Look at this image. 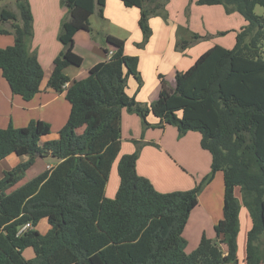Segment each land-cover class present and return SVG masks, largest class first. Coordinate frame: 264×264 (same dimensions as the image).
Instances as JSON below:
<instances>
[{
  "label": "trees",
  "instance_id": "1",
  "mask_svg": "<svg viewBox=\"0 0 264 264\" xmlns=\"http://www.w3.org/2000/svg\"><path fill=\"white\" fill-rule=\"evenodd\" d=\"M119 1L139 10L142 39L135 45L142 48L152 33L149 18L168 19L166 0ZM95 3L102 18L104 0H61L65 14L57 38L62 48L47 85L64 90L70 108L57 138L40 144L51 130L35 119L24 127L0 128V160L28 156L0 178V264H237L241 205L250 218L244 261L259 264L264 237V18L254 9L264 8V0H195L239 13L245 25L236 32L233 47L214 44L188 69L175 73L173 86L159 75L162 86L148 105L127 93L130 77L142 85L138 57L125 54L123 40L111 35L103 48L107 54L112 49L109 57L65 86V68L79 67L83 60L73 50V36L91 31ZM16 9L0 8V25L10 23L11 29L0 27V34L13 35V43L0 48V71L11 93L29 101L40 91L43 69L29 49L33 27L28 1L16 0ZM199 38L189 32L175 48L183 50ZM123 110L137 114L144 127L172 125L179 136L198 132L201 148L211 156L209 173L190 189H155L136 171L138 151L120 155ZM149 113L158 123L147 122ZM38 156L59 161L21 183ZM117 158L118 185L108 198L105 188ZM217 171L223 176V218L213 226L214 239L202 234L186 253L184 227L199 191ZM42 219L48 225L44 233L35 228ZM25 223L32 228L18 234ZM27 248L33 252L30 258L23 254Z\"/></svg>",
  "mask_w": 264,
  "mask_h": 264
},
{
  "label": "crops",
  "instance_id": "2",
  "mask_svg": "<svg viewBox=\"0 0 264 264\" xmlns=\"http://www.w3.org/2000/svg\"><path fill=\"white\" fill-rule=\"evenodd\" d=\"M27 1L32 14L33 27L29 49L37 56L43 69V79L39 93L31 100L23 101L19 96L11 93L9 85L0 71V128H5L10 124L15 128L24 127L31 119H35L48 123L51 130L49 134L53 133L52 138L55 139L58 130L67 120L70 108L64 97V90L55 91L47 85L53 68V60L58 54L57 49L60 50L57 33L65 9L61 0ZM165 8L168 19L165 21L159 16L150 17L151 36L147 43L139 48L135 45L142 39V33L138 27L139 10L135 7H125L119 0H104L103 17L100 18L95 3L93 14L105 26L111 27L115 24L116 29L121 31V33H113L109 31V28H106L107 31L102 32V38L111 35L123 40L124 53L138 57L137 69L142 79V85L138 87L136 80L130 77L127 82V93L144 105H148L157 98L162 86L159 75H163L165 82L173 86L175 73L188 69L201 53L214 44L225 48L233 47L236 32L245 25V21L239 13H228L222 5H197L195 0H166ZM13 12L16 13L17 9L15 8ZM3 25L4 29L11 30L10 23ZM179 26L183 28L180 33L178 32ZM90 28L92 31L91 24ZM189 32L196 33L201 38L191 41L187 48L177 50L175 48L177 39L187 38ZM92 37V33L85 31L74 34L73 50L83 60L79 67L68 66L65 68L64 72L69 77L66 87L71 81L85 77L94 64L106 60L112 52V49H109V54L103 51V48L106 47L103 45L104 38L103 41L101 38L96 42ZM12 43L13 35L11 33L0 34V48ZM81 52L87 54L88 59ZM146 120L151 125L158 123V119L150 113ZM82 129L83 127H80L76 131L79 133ZM48 135L42 137L40 144L48 140ZM120 150L123 154L138 151L135 166L137 173L148 178L155 189L160 192L190 189L210 171L211 156L208 151L201 148L198 132L189 131L179 137L176 127L172 125H164L162 128L144 127L137 114L129 113L126 110H123L121 115ZM49 158L51 157H36L34 163L26 170L21 183L42 172L46 164L43 160ZM27 159V155L15 156L11 154L0 160V178L4 171L12 169ZM54 160L55 164L59 161ZM54 163L52 167L55 165ZM116 188V180L111 188L106 185L105 196L112 198ZM235 195L239 196L238 190L235 191ZM222 199L223 176L221 171H217L199 191L198 204L192 210H201L211 233L214 231V224L223 218ZM199 236L194 244L195 247L202 235ZM184 238L186 239L185 236ZM186 245L188 246L187 240ZM222 247L225 249L224 245ZM259 248V264H264V246H259ZM23 254L26 258H30L33 252L27 248ZM236 256L237 264H245V246H237Z\"/></svg>",
  "mask_w": 264,
  "mask_h": 264
},
{
  "label": "rangeland",
  "instance_id": "3",
  "mask_svg": "<svg viewBox=\"0 0 264 264\" xmlns=\"http://www.w3.org/2000/svg\"><path fill=\"white\" fill-rule=\"evenodd\" d=\"M0 8H6L10 11H12V10L14 11L16 8V0H0ZM185 9H186V7H185ZM254 12H255V14L262 16L264 18V8H262L260 6H256L254 9ZM63 14H65V13H63ZM89 21H90V24L93 28V30L90 31V33L93 34L92 39L96 42L101 40L102 32L104 30L107 31L106 28H109L110 29L109 31H111L113 33H121L120 30L116 29L115 24L111 25V27L105 26V24L102 23L95 14L90 16ZM0 27L3 28L4 25L1 24ZM57 35H58V33H57ZM103 38H102V41H103ZM104 40H105V38H104ZM57 42H58V44L60 46V50H61L62 45L59 42L58 38H57ZM103 45H106L105 41H104ZM60 50H59V48L57 49L58 54L60 53L59 52ZM81 54L86 59H88L87 54H85L84 52H81ZM53 136H54L53 133L51 135L49 134L47 136L48 137L47 139L51 140V139H53L52 138ZM179 137H181V136H179ZM129 143H131V142H129ZM134 148L136 150L135 145H134ZM121 154H123V153L120 152V155ZM54 161L55 160L52 158H49L48 160H45V161L43 160V162L46 163L45 164L46 166L44 165L43 170L47 169V165L52 166ZM117 161H118V158L116 159V161L113 164L112 171H110L112 174L109 173L110 177L108 178V184H107V186H109V188H111V186L113 185L115 180H116V187H117V183H118V177H117V173H116ZM114 177H115V179H114ZM113 179H114V181H113ZM238 223H239V225H238L237 246L238 245L239 246H245L246 245V235H247V232L250 228V218L248 215L247 208L244 205H241V207H240V211H239V215H238ZM35 228L40 233H44L48 228L47 221L45 219L40 220L37 223ZM204 230H206V233H204ZM202 234H205L206 237L211 238V239L215 238V233H214V231H212V233H211L207 221L205 220V218L201 214V210L195 209L194 211L191 212V215L189 216V220H188L187 225H186V230H185V233L183 235V237L185 236L186 240L188 241V246L186 245V248H185L186 253H189L190 251H192V249H194V247H195L194 244L197 242V236L200 237L199 235H202ZM261 239L262 240H261L260 246H264L263 237Z\"/></svg>",
  "mask_w": 264,
  "mask_h": 264
},
{
  "label": "built area",
  "instance_id": "4",
  "mask_svg": "<svg viewBox=\"0 0 264 264\" xmlns=\"http://www.w3.org/2000/svg\"><path fill=\"white\" fill-rule=\"evenodd\" d=\"M112 52H110V54H111ZM50 168H52V166L51 165H47V169H50ZM32 228V225L30 224V223H25L24 225H22L19 229H18V234H21V233H23V232H25L26 230H28V229H31Z\"/></svg>",
  "mask_w": 264,
  "mask_h": 264
}]
</instances>
